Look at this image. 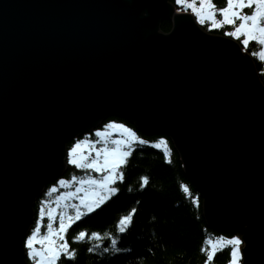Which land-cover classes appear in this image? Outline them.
Wrapping results in <instances>:
<instances>
[{"label": "water", "instance_id": "95a60500", "mask_svg": "<svg viewBox=\"0 0 264 264\" xmlns=\"http://www.w3.org/2000/svg\"><path fill=\"white\" fill-rule=\"evenodd\" d=\"M108 116L168 136L206 223L264 264V83L170 0H0V264H29L34 200Z\"/></svg>", "mask_w": 264, "mask_h": 264}, {"label": "trees", "instance_id": "16d2710c", "mask_svg": "<svg viewBox=\"0 0 264 264\" xmlns=\"http://www.w3.org/2000/svg\"><path fill=\"white\" fill-rule=\"evenodd\" d=\"M174 4V0H170ZM217 8H222L226 0H213ZM175 6V5H174ZM177 8V7H176ZM169 20L160 22V30L168 31ZM203 28L207 26L202 25ZM211 32L225 34L223 28H211ZM258 45L251 43L246 50L252 54ZM261 81L264 83L262 61L251 55ZM117 121L135 129L137 136L148 143L135 145L128 165L123 171L125 179L117 182L119 192L102 208L84 216L72 224L65 234L70 250L76 258L69 259L61 254L57 264H205L208 251V238L221 234L230 237L234 233L219 231L210 227L202 213V198L184 173L180 156L171 140L165 134H145L135 126L117 116H108L103 120ZM101 127V124L97 126ZM163 138L168 154L154 142ZM72 140L66 142L68 147ZM87 170L67 164L66 170L57 178L68 179L70 176H83ZM147 176L149 184L141 187V178ZM55 180L48 182L45 189ZM185 188L188 189L185 192ZM41 192L34 200L32 209L35 217ZM136 208L132 226L125 233H119V220ZM35 218L31 226H34ZM85 231L91 236L98 233L102 239L76 240L77 235ZM112 239H117V248L112 250ZM98 245L95 251L88 249ZM231 247H218L211 264H227L231 259ZM108 249V251H105ZM202 249H206L202 250ZM27 261H30L25 255Z\"/></svg>", "mask_w": 264, "mask_h": 264}, {"label": "snow or ice", "instance_id": "6c2138e0", "mask_svg": "<svg viewBox=\"0 0 264 264\" xmlns=\"http://www.w3.org/2000/svg\"><path fill=\"white\" fill-rule=\"evenodd\" d=\"M177 3L187 4V0H177ZM196 12L199 22L204 24L206 21H211V28H222L225 25H232L233 31L227 35L236 39L243 37L242 44L247 48L251 43L255 42L260 45V51L253 53L264 60V0H226V5L222 8H217L213 0H199L197 8L195 2L187 4ZM250 9V13L244 10ZM219 13L220 19H217ZM107 128H120L126 134L123 139L112 140L109 146L107 137L109 133L105 131H97L96 136L99 138L96 141L82 140L78 141L69 152V163L84 170L101 173L99 178L89 175L87 178L79 179L73 177L72 181H61V185L67 183H77L80 187L75 189V192H68L65 195L68 198L78 197L80 203L71 205L74 214L67 215V223L65 222L64 213H60L59 227L53 230L52 223H49V234L43 237L47 241L46 247L42 245L39 251H33L34 244L37 243L36 235L39 228L30 236L26 242L29 249V255L36 260V264H57L61 254L74 260L76 253L70 250L65 234L72 224L81 220L84 216L93 213L97 209L102 208L109 200L116 196L119 189L115 187L117 182H123L125 179L124 167L128 165L129 158L132 156L135 145L146 144L147 141L139 138L135 132L126 128L123 125L109 124ZM161 143H164L161 141ZM101 144V147H96ZM159 147V145H156ZM95 153V155H93ZM149 184L147 176L141 178V187H146ZM188 191L187 188L184 189ZM55 191V189H53ZM82 193V195H80ZM83 209V210H82ZM136 208H132L127 215H124L118 223L119 233H125L132 226L133 218L136 214ZM43 215V209H41ZM50 219L51 214L49 213ZM101 240L102 237L98 233H92L91 236L85 231H81L76 240L83 241L85 239ZM217 244L231 247V262L230 264H238L240 239L232 238L226 241H217ZM112 250L115 252L122 251L117 248V239H112ZM98 245H94L88 249L89 252L96 250ZM207 251L206 249H202ZM218 249L214 247L211 251H207L205 264H211L215 253ZM108 251V249H105Z\"/></svg>", "mask_w": 264, "mask_h": 264}, {"label": "rangeland", "instance_id": "374dc122", "mask_svg": "<svg viewBox=\"0 0 264 264\" xmlns=\"http://www.w3.org/2000/svg\"><path fill=\"white\" fill-rule=\"evenodd\" d=\"M193 2H195L196 7L198 8L199 7V0H187V4H192ZM187 4H180V3H177V0H174V5H175V8L177 7L176 8L177 10L189 11L193 15L195 21L201 27H202V25L207 26V28H203V27L202 28L209 32L210 31L209 29H211V21H206L204 24H201L199 22V19H198V16H197L196 12H194L191 7H187ZM244 11L246 13H250L251 12L250 9H245ZM217 19H220L219 13H217ZM222 28H223V32L225 33L223 35H227L228 32L233 31V26L232 25H225ZM213 33H215V32H213ZM227 36H229V35H227ZM230 37L235 39V40H237L239 42V44L241 45V50L242 51L248 52V50H246L245 46L242 44L243 37H241L239 40L234 38V37H232V36H230ZM255 44L258 45V47H257V49H256V51L254 53L260 51V45L257 44V43H255ZM248 53H249L250 56L253 55L251 52H248ZM257 58L262 61L263 72H264V60H262L259 56H257ZM99 124H101L100 128H98L96 126L92 130H90L88 132H82L79 135H75L74 137H72L70 139V141L72 140L71 144L68 147L66 146V148H65L66 151H65L64 160L66 161L67 164H69V152L74 147V145L78 141H82V140H85V139L96 141L97 139H99L96 136L97 131H105L106 130L109 133V136L107 137V140L109 142V146H113L111 144L112 140L125 138L126 134L123 133V129H120V128H107V126L109 124L123 125L126 128H129L133 132L136 133L135 129H133L129 125L124 124L122 122L106 121V122L103 123V121H102ZM136 135H137V133H136ZM161 141H163L164 143H161ZM154 144L155 145H159V147H161L163 149L165 154L166 155L168 154L166 143H165L163 138H159L157 141L154 142ZM101 146H102L101 144H97L96 145V147H101ZM93 155H95V153H93ZM89 175H91L92 177H95V178H99L101 176V173H97V172H93L91 170H87L86 173H84L83 176H70L68 179L63 178V177L56 178L55 179V183L51 184L46 189H45V187L43 188L42 192L44 193V197L39 202L38 211L36 213L34 226L30 227V230H29V232L26 233V235H25L26 237L24 238V242H23L24 246L26 248V255L28 256V258L30 260L29 261L30 263L36 264V260H34L29 255V249L26 246V242H27L28 238L33 235V233L36 231L37 228H39V232L36 235L37 243L34 244L33 251H39L42 248V245L46 247L47 241H44L43 237L45 235L49 234V229H48L49 223H52L53 230L58 228L59 227L60 213H64L65 222L67 223L68 222L67 219H66L67 215L74 214V210L72 209L71 205L80 203L78 197L68 198L65 195L68 192H75V189L77 187H80V185L77 184V183H67V184L61 185L60 182L61 181H72L73 177H75V178H77V180H79V179L87 178ZM53 189H55V191H53ZM80 195H82V193ZM41 209H43V215H41ZM49 213L51 214V219H50ZM31 225H32V223H31ZM232 238H238L241 241V244L239 245L238 264H242V254H241L240 247L242 246L243 241L237 234H233L230 237L218 234V235H214L213 238H210V239L208 238V240H206L207 244H208V246H207L208 247V251H211L214 247L218 248L219 246L223 245V244H217V241H220V240L226 241V240L232 239ZM230 262H231V259L229 260V262L227 264H230Z\"/></svg>", "mask_w": 264, "mask_h": 264}, {"label": "bare ground", "instance_id": "6f19581e", "mask_svg": "<svg viewBox=\"0 0 264 264\" xmlns=\"http://www.w3.org/2000/svg\"><path fill=\"white\" fill-rule=\"evenodd\" d=\"M34 218H35V214H34V211H33V218H32V222H33ZM32 222H31V223H32ZM30 227H31V224H30ZM30 227H29V229H28V231H27V232H29V230H30ZM25 237H26V236H24V237H23V239H22V246H23V249L25 250V255H26V248H25V246H24V243H23V242H24V238H25ZM28 262H29V261H28ZM29 264H32V263H30V262H29Z\"/></svg>", "mask_w": 264, "mask_h": 264}]
</instances>
